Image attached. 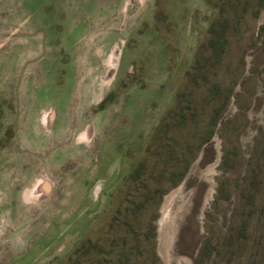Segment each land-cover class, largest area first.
Instances as JSON below:
<instances>
[{"label": "rangeland", "instance_id": "obj_1", "mask_svg": "<svg viewBox=\"0 0 264 264\" xmlns=\"http://www.w3.org/2000/svg\"><path fill=\"white\" fill-rule=\"evenodd\" d=\"M87 240L71 264H264V0H0V264Z\"/></svg>", "mask_w": 264, "mask_h": 264}, {"label": "trees", "instance_id": "obj_2", "mask_svg": "<svg viewBox=\"0 0 264 264\" xmlns=\"http://www.w3.org/2000/svg\"><path fill=\"white\" fill-rule=\"evenodd\" d=\"M145 166L144 164H140L137 168L133 169V171L130 173L128 179H127V193H126V199L124 201L125 208L122 210L119 209L117 213L115 214L114 221H117V218H122L124 221V226L128 228V220L132 219L135 223L138 222L140 214L137 209L142 207L144 205L143 202H140L136 204V200L141 198V193L138 194L139 189L142 187L139 185V176L142 171H144ZM144 189H146V186H143ZM143 190V189H142ZM134 205V208L131 206ZM127 240L123 238L122 245L125 247L127 244ZM92 245L90 240H87L83 242L78 248L75 249V251L72 254V257L68 261V264H71V262H77L79 261L86 253L89 251V247ZM125 255V252H122L119 254L120 257Z\"/></svg>", "mask_w": 264, "mask_h": 264}, {"label": "bare ground", "instance_id": "obj_3", "mask_svg": "<svg viewBox=\"0 0 264 264\" xmlns=\"http://www.w3.org/2000/svg\"><path fill=\"white\" fill-rule=\"evenodd\" d=\"M47 120H48V121H47L48 123H51V121H52V116H48V117H47ZM168 198H169V197H168ZM169 200H170V199H169ZM168 202H169V201L166 200V204H167ZM166 210H167V209H166ZM165 243H166V242H165ZM163 249H164V248H163Z\"/></svg>", "mask_w": 264, "mask_h": 264}]
</instances>
